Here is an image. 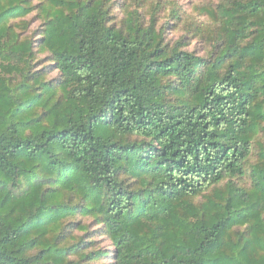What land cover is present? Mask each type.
Returning <instances> with one entry per match:
<instances>
[{"label": "trees", "instance_id": "trees-1", "mask_svg": "<svg viewBox=\"0 0 264 264\" xmlns=\"http://www.w3.org/2000/svg\"><path fill=\"white\" fill-rule=\"evenodd\" d=\"M111 9L0 0V264H264V0L211 56Z\"/></svg>", "mask_w": 264, "mask_h": 264}, {"label": "rangeland", "instance_id": "rangeland-1", "mask_svg": "<svg viewBox=\"0 0 264 264\" xmlns=\"http://www.w3.org/2000/svg\"><path fill=\"white\" fill-rule=\"evenodd\" d=\"M110 2L112 21L118 26L128 17L137 18L146 25L153 20L156 22V29L163 31L167 44L174 45L182 40L186 50L201 56L209 53L208 56H211L216 51L214 43L218 39L220 29V25L216 24L219 19L217 8L227 0H110ZM208 12H212L213 16L208 15ZM36 26L38 23L34 24L33 28ZM44 57L43 54L39 56L41 59ZM54 76L56 73L52 77ZM261 144L264 145V129L256 138L248 169L252 170L260 163ZM234 183L250 192L253 189L251 171ZM225 184L226 182L221 185V188L225 189ZM103 245L100 244V246Z\"/></svg>", "mask_w": 264, "mask_h": 264}]
</instances>
